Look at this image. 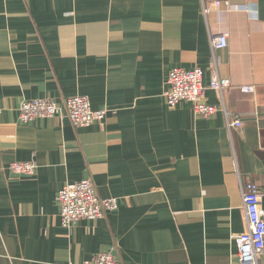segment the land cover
I'll return each instance as SVG.
<instances>
[{
    "label": "crops",
    "instance_id": "1",
    "mask_svg": "<svg viewBox=\"0 0 264 264\" xmlns=\"http://www.w3.org/2000/svg\"><path fill=\"white\" fill-rule=\"evenodd\" d=\"M230 4L205 17L200 0H0V264L103 251L119 264H239L240 182L258 185L264 209V0ZM221 32L227 46L211 51ZM213 63L231 81L222 97L207 87ZM174 67L202 69L205 102L242 127L167 106ZM81 94L103 121L19 120L23 100ZM32 160V176L8 169ZM87 177L117 208L66 229L55 196Z\"/></svg>",
    "mask_w": 264,
    "mask_h": 264
},
{
    "label": "built area",
    "instance_id": "2",
    "mask_svg": "<svg viewBox=\"0 0 264 264\" xmlns=\"http://www.w3.org/2000/svg\"><path fill=\"white\" fill-rule=\"evenodd\" d=\"M200 5L205 17L221 7H231L230 0H200ZM209 39L211 51L224 48L228 44L225 32L210 35ZM214 65L213 63V74L207 87L222 97L224 91L231 87V81L220 76ZM167 74L166 89L163 91L167 106L173 107L181 101H188L194 112L201 117H211L222 110L229 131L242 127L241 117L232 115L223 103L218 107L205 102L206 86L203 84L202 69L174 67ZM239 88L247 93L254 91L251 85H241ZM107 112L106 108L92 109L89 97L83 94L66 97L62 103L49 98L23 100L18 111L19 120L22 123H28L35 118L66 116L75 128L99 123L103 121ZM37 167L34 160L14 161L9 164L8 169L13 174L32 176ZM240 193L244 229L234 237L237 261L239 264H261L259 258L264 249V209L261 206L263 194L258 185L252 181L244 184L240 182ZM55 198L61 224L69 230L77 220L100 219L106 212L117 208V198L98 196L93 180L88 177L79 181L67 182L57 192ZM82 264H119V261L111 252L103 251L87 258Z\"/></svg>",
    "mask_w": 264,
    "mask_h": 264
}]
</instances>
